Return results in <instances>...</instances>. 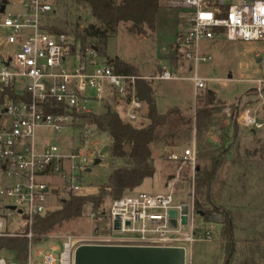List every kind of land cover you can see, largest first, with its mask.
Returning <instances> with one entry per match:
<instances>
[{
  "label": "built area",
  "instance_id": "2783aa9c",
  "mask_svg": "<svg viewBox=\"0 0 264 264\" xmlns=\"http://www.w3.org/2000/svg\"><path fill=\"white\" fill-rule=\"evenodd\" d=\"M50 1L17 0L23 14L9 15L0 22V199L10 201L8 205L0 203V236L26 237L30 242L29 264H75V252L84 245L182 247L187 255L186 244L192 247L196 242L212 241L214 221L205 228L195 227L196 217L202 216L196 210L193 174L186 203L173 206L179 179H171L166 185L168 196L131 191L112 201L100 219V224H105L101 234L97 228L89 238L50 235L46 239L56 243L35 251V218L52 211L50 202L55 199L60 202L67 195L84 194L83 177L90 172L89 159L81 149L68 152L57 144L43 145L38 132L51 129L62 133L78 115L99 114L95 109L106 108L109 103L125 109L131 122L137 121L145 108L136 98L138 77L119 74L101 63L96 43L79 47L81 41L74 37L48 30L46 20L55 13ZM159 1L178 14V55L174 59L209 63L211 57L200 53L203 42L264 40V0ZM70 58L75 63L67 64ZM144 79L181 78L175 67L166 63L155 77ZM193 82L198 91L206 89V81L199 76ZM255 90L259 109L264 106V80L255 82ZM257 113L251 108L243 112L242 120L249 131L264 127ZM169 160L181 170L189 166L195 171L196 144L173 152ZM184 206L186 225H182ZM171 210L178 212L176 229L170 227ZM88 216L94 222L98 218L93 212ZM10 221L18 222V229L12 230ZM185 227L190 228L189 234L183 233ZM128 233L138 237L120 238ZM0 264L8 262L0 258Z\"/></svg>",
  "mask_w": 264,
  "mask_h": 264
},
{
  "label": "rangeland",
  "instance_id": "374dc122",
  "mask_svg": "<svg viewBox=\"0 0 264 264\" xmlns=\"http://www.w3.org/2000/svg\"><path fill=\"white\" fill-rule=\"evenodd\" d=\"M2 1L0 0V5ZM50 2L55 13L49 15L47 24L49 19H52L72 33H80L91 25L102 27L93 17L89 4L84 1L51 0ZM160 7L156 33L147 31L143 36L134 35L129 32L131 24H121L118 32L109 36L107 40L98 39L97 42L93 40L88 42L96 43L100 48L101 63L108 65L109 61L125 59L126 63L136 67L144 78L155 77L159 71V63H170L174 66L181 79L154 80L157 107L161 113L176 107L186 115L194 117L196 97L206 90L216 92L222 103L214 105L215 112L211 118V127L201 136L197 135L195 129L192 131L184 129L173 138L160 139L153 148L152 164L156 173L153 178L146 179L135 191L168 196L170 192L166 185L171 179H179L173 197V206L186 203L190 200L191 193L189 178L196 173V170H192L189 166L181 170L178 164L169 160V156L173 152L180 153L195 143L197 167V165H208L223 151L227 152L224 164L214 182L212 204L208 206L211 212L208 216L202 215V218L196 217L195 220V227L204 228L208 227L206 225L208 222H215L212 241L196 242L192 247L186 244V264H264V127L253 133L245 127L242 120L244 110L251 108L257 110L258 119L264 124V106L258 109L260 101L255 90V82L264 80V40L229 42L216 39L200 45V53L211 57L209 63L196 64L182 61L180 58L176 60L174 58L178 55V49L175 47L179 32L178 14L176 10L165 4L160 3ZM21 14L23 8L17 0H7L6 11L0 15V22L6 20L9 15ZM10 33L11 31L6 32V34ZM78 46L83 47L81 42ZM73 63L75 61L72 58L68 59L67 64ZM196 75L206 81V89L198 91L195 88L193 78ZM108 108L114 109L128 120L125 109H120L115 103H109L106 108H96L95 111L104 114ZM146 113L145 105L142 116ZM38 140L46 146L57 144L68 152L81 149L89 159L91 170L83 177L84 186L87 188L85 193H95L98 187L107 181L114 169L125 165L124 160L111 157L110 136L84 124L80 119H75L71 127L62 133H56L51 129L40 130ZM105 147H108V150L101 157L100 154ZM98 159L101 161L96 164ZM177 173L180 174L179 177ZM55 200L50 202L52 209L60 207V203ZM112 201L108 199L103 209L108 211ZM2 202L6 205L10 204V201L0 199V203ZM218 206L233 212L232 216L234 215L237 226L236 252L232 257L227 255L225 241L221 235L223 218L213 210V207ZM91 212L90 208H87L78 220L65 224L50 235L73 234L89 238L97 228L100 229L97 232L101 234V229L105 228V224H100L102 217L97 214L98 218L94 222L88 216ZM10 222L12 230L18 229V222ZM183 233L189 234L190 228L185 227ZM137 235L128 233L120 238L134 239L138 237ZM46 237L35 244V251L47 249L49 245L56 243ZM59 245L62 246V242ZM2 253L4 254L0 255V258H4L8 264H21L14 254Z\"/></svg>",
  "mask_w": 264,
  "mask_h": 264
},
{
  "label": "trees",
  "instance_id": "16d2710c",
  "mask_svg": "<svg viewBox=\"0 0 264 264\" xmlns=\"http://www.w3.org/2000/svg\"><path fill=\"white\" fill-rule=\"evenodd\" d=\"M72 1L88 3L93 17L101 23L102 27L97 28L91 25L81 30L80 33H72L54 20L49 19L48 30L51 33H64L69 37H74L81 41L83 47L89 40H107L109 36L118 32L121 24H131L129 32L138 36L145 35L147 31L156 33L158 30L161 9L159 0ZM98 49L101 57L102 52L100 48ZM108 65L119 74L138 77L135 84L136 98L146 105L147 113L141 116L137 122L125 120L112 108H108L104 114H87L76 117L84 124L108 134L112 140L111 157L124 160L125 165L114 169L107 181L101 184L95 193L67 195L60 200L59 208L36 217L33 223L36 243L55 230L61 229L65 224L78 220L87 208H90L99 217L106 216L107 211L103 207L108 199H119L126 193L141 187L146 179L154 177L156 169L152 164L153 148L161 138H173L184 129L188 131L195 129L197 135L201 136L211 127V118L215 112L214 105L222 103L216 92L206 90L196 97L194 117L186 115L176 107L161 113L157 107L153 79H144L136 67L119 59L109 61ZM226 154L227 152L223 151L208 165H197L196 167V210L205 217L211 212L208 206L212 204L214 182L224 164ZM213 210L223 218L221 235L225 241L226 253L232 257L236 252V226L232 213L222 206L213 207ZM29 244L26 237L0 236V252L14 254L16 260L21 264L28 263Z\"/></svg>",
  "mask_w": 264,
  "mask_h": 264
},
{
  "label": "water",
  "instance_id": "95a60500",
  "mask_svg": "<svg viewBox=\"0 0 264 264\" xmlns=\"http://www.w3.org/2000/svg\"><path fill=\"white\" fill-rule=\"evenodd\" d=\"M6 4L7 0H3L0 15L5 13ZM107 150L108 147H105L100 156L103 157ZM100 161L98 159L96 164ZM182 214L184 215L182 225H186V206L183 207ZM169 216L171 218L170 227L176 229L178 212L171 210ZM186 258V251L182 247L84 245L75 252V264H186Z\"/></svg>",
  "mask_w": 264,
  "mask_h": 264
},
{
  "label": "crops",
  "instance_id": "0c3cea01",
  "mask_svg": "<svg viewBox=\"0 0 264 264\" xmlns=\"http://www.w3.org/2000/svg\"><path fill=\"white\" fill-rule=\"evenodd\" d=\"M127 60H125L124 59V62H126ZM182 61H184V60H182ZM163 65V63H159L158 64V68H159V70H160V67ZM251 132H253V131H251ZM239 138H240V135H239ZM233 213V212H232ZM234 216V215H233ZM235 223V222H234ZM235 226H236V224H235ZM236 229H237V226H236ZM236 229H235V231H236ZM2 254H4V253H2V252H0V255H2Z\"/></svg>",
  "mask_w": 264,
  "mask_h": 264
}]
</instances>
